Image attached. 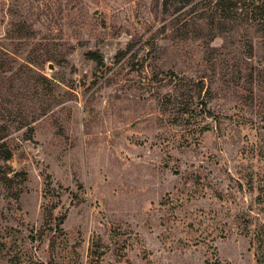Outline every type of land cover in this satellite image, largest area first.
<instances>
[{
    "label": "rangeland",
    "instance_id": "obj_1",
    "mask_svg": "<svg viewBox=\"0 0 264 264\" xmlns=\"http://www.w3.org/2000/svg\"><path fill=\"white\" fill-rule=\"evenodd\" d=\"M218 1L0 0V264H264V0Z\"/></svg>",
    "mask_w": 264,
    "mask_h": 264
},
{
    "label": "trees",
    "instance_id": "obj_2",
    "mask_svg": "<svg viewBox=\"0 0 264 264\" xmlns=\"http://www.w3.org/2000/svg\"><path fill=\"white\" fill-rule=\"evenodd\" d=\"M176 1V2H175ZM189 1V0H188ZM229 3H231V0H227ZM226 0H220L218 1L215 5H224L225 2H227ZM236 2V1H235ZM174 3H179L177 2V0H163V4H164V7L167 8L169 4L171 5H174ZM233 6V9H234V12L232 11L231 13H233L231 19L233 21V24L235 26H240L239 23H240V18H239V13L238 10L240 8H238V6L236 4H232ZM218 7V6H217ZM229 10V9H228ZM261 11L263 12V15H264V6L261 7ZM243 13V12H242ZM246 17H247V14H246ZM254 29V27H253ZM252 49V48H251ZM212 51H215V49H210ZM87 57L91 59L94 58V55L93 54H87ZM252 73L249 72L245 75V81L247 83H250L252 84ZM205 90V83L203 80H194V81H190L188 83H185L183 85H181L179 88H177L175 90V93H177L179 96L181 97H186L188 99V102L185 104L186 108L185 110L183 111H186V110H189V103H192V102H199V100L202 98V93L204 92ZM204 98H208L210 96V92L208 89H206L205 93H204ZM200 103V102H199ZM201 105H203V99H202V103H200ZM183 113H186V112H183Z\"/></svg>",
    "mask_w": 264,
    "mask_h": 264
}]
</instances>
